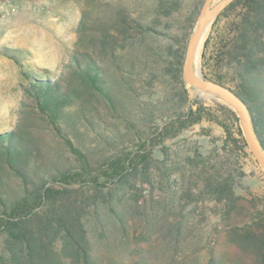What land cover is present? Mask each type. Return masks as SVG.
Wrapping results in <instances>:
<instances>
[{
  "label": "trees",
  "instance_id": "16d2710c",
  "mask_svg": "<svg viewBox=\"0 0 264 264\" xmlns=\"http://www.w3.org/2000/svg\"><path fill=\"white\" fill-rule=\"evenodd\" d=\"M201 4L183 19L184 28L179 33L167 29V24L162 27L166 31L159 30L157 17L150 23L129 20L124 7H115L116 35L101 30L92 36L93 50L84 51L81 59L72 56L71 78L64 86L49 79L26 85L27 94L68 156L61 165L42 168L21 137L12 130L0 132V160L20 181L18 192L10 199L4 196L0 183V264H102L86 226L87 217L96 215L102 206L113 216L119 237L128 236V218L114 203L122 199L126 189L132 190L134 201L146 200L140 184L150 181L153 149L205 118L212 120L202 103L189 97L182 76L185 46ZM178 6L170 0L160 2L157 10L172 17ZM220 19L223 22L213 37L212 49L209 55H202L203 70L209 65V74L202 71V75L233 85L249 109L255 136L264 148V0H232L215 21ZM155 35L166 36L170 43H155ZM129 38H138L135 57L142 65L150 59L155 64L142 78V117L125 113L121 102L129 91L125 94L116 89L103 65L107 55L118 58L121 51H128L124 44ZM209 41H204V47ZM156 75L159 83L170 87L160 106L148 92ZM218 105L224 119L215 122L231 139V149L240 148L239 141L247 146L235 111L224 103ZM105 113L118 116L121 122L116 126L108 123ZM109 124H113L112 129ZM230 125L235 126L239 139L233 137ZM91 135L95 145L86 142ZM193 173L182 175L179 200L210 202L226 243L248 263L264 264V202L256 196L236 194L229 172L199 169ZM146 202L147 208L155 206ZM97 221L96 239L106 243L112 236ZM174 229L170 225L164 231Z\"/></svg>",
  "mask_w": 264,
  "mask_h": 264
},
{
  "label": "rangeland",
  "instance_id": "374dc122",
  "mask_svg": "<svg viewBox=\"0 0 264 264\" xmlns=\"http://www.w3.org/2000/svg\"><path fill=\"white\" fill-rule=\"evenodd\" d=\"M167 1L170 0H16L15 12L0 19V132L12 130L21 137L33 151L36 161L42 163V168L65 162L66 152L60 139L27 94L26 85L36 79H49L64 86V81L71 78L72 56L81 59L84 51L93 50L92 36L101 30L116 35L112 12L115 7H124L129 20L150 23L157 17L159 30L166 31L162 27L167 24V29L179 33L184 28L183 19L203 2L175 0L178 10L172 17H164L157 8L160 2ZM218 1L211 0L210 5ZM215 18L202 38L198 62L194 63L201 74L202 71L209 74V65H204L203 70L202 55H209L213 37L223 22L222 19L215 21ZM207 38L210 41L204 47ZM137 40L127 39L124 45L128 51H121L118 58L107 55L103 60L116 89L125 94L129 91L121 103L125 113L132 116L140 115L144 107L142 96H139L142 78L155 65L153 59L142 65L135 57ZM152 41L161 45L170 43L164 35H155ZM159 78V75L152 78V86L148 87L150 98L157 99L156 106L161 105L163 94L170 89L159 83ZM186 86L189 97L199 100L212 120L205 118L176 136L164 139L153 149L150 181L140 184L146 200L134 201L132 190L126 189L122 199L114 203L115 209L128 218V236L119 237L116 222L107 207H99L96 215L87 217L86 226L96 254L103 258L102 264H250L226 243L225 233L214 213L215 207L210 202L195 204L178 198L182 175L189 177L199 169H219L231 173L236 194L243 198L256 196L264 202V170L242 141L237 142L240 148L231 149V139L226 138L227 134L215 122L224 119L218 105L223 102L208 94H198L193 86ZM104 116L115 126L121 122L118 116L108 113ZM113 124H109V129ZM229 128L233 137L239 139L235 126ZM86 142L96 144L92 135ZM187 159H192L194 164ZM0 183L6 198L10 199L18 192L19 179L1 160ZM146 201L155 206L147 208ZM95 218L112 236H108L106 243L96 239L99 221ZM170 225L175 229L178 227L179 231L174 229L166 233L164 230ZM1 241L0 235V245Z\"/></svg>",
  "mask_w": 264,
  "mask_h": 264
},
{
  "label": "water",
  "instance_id": "95a60500",
  "mask_svg": "<svg viewBox=\"0 0 264 264\" xmlns=\"http://www.w3.org/2000/svg\"><path fill=\"white\" fill-rule=\"evenodd\" d=\"M232 0H220L211 6V0H203L199 9L197 23L194 26L185 46L182 62V76L186 85L193 86L198 94H208L220 99L228 107L235 111L239 117L244 140L252 155L264 170V148L257 140L249 109L245 101L229 86L204 78L193 63L195 50L205 25L217 16L221 9Z\"/></svg>",
  "mask_w": 264,
  "mask_h": 264
},
{
  "label": "built area",
  "instance_id": "2783aa9c",
  "mask_svg": "<svg viewBox=\"0 0 264 264\" xmlns=\"http://www.w3.org/2000/svg\"><path fill=\"white\" fill-rule=\"evenodd\" d=\"M16 0H0V19L6 18L15 12Z\"/></svg>",
  "mask_w": 264,
  "mask_h": 264
},
{
  "label": "bare ground",
  "instance_id": "6f19581e",
  "mask_svg": "<svg viewBox=\"0 0 264 264\" xmlns=\"http://www.w3.org/2000/svg\"><path fill=\"white\" fill-rule=\"evenodd\" d=\"M210 25V21L205 25V28L201 34V37L199 39V42L197 44V47H196V50H195V54H194V61L193 63H197L198 62V57H199V53H200V47H201V41H202V38L204 37L205 33H206V30L208 28V26ZM197 26V25H196ZM200 71H196V73H199Z\"/></svg>",
  "mask_w": 264,
  "mask_h": 264
}]
</instances>
